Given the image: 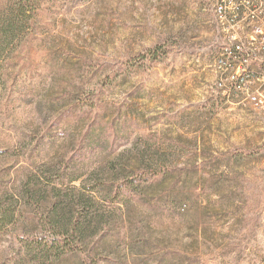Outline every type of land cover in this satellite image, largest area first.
<instances>
[{"label": "rangeland", "instance_id": "obj_1", "mask_svg": "<svg viewBox=\"0 0 264 264\" xmlns=\"http://www.w3.org/2000/svg\"><path fill=\"white\" fill-rule=\"evenodd\" d=\"M216 2L0 0V264H264V114L216 96ZM80 192L105 232L46 254Z\"/></svg>", "mask_w": 264, "mask_h": 264}, {"label": "built area", "instance_id": "obj_2", "mask_svg": "<svg viewBox=\"0 0 264 264\" xmlns=\"http://www.w3.org/2000/svg\"><path fill=\"white\" fill-rule=\"evenodd\" d=\"M214 21L216 96L229 109L264 114V0H217Z\"/></svg>", "mask_w": 264, "mask_h": 264}, {"label": "trees", "instance_id": "obj_3", "mask_svg": "<svg viewBox=\"0 0 264 264\" xmlns=\"http://www.w3.org/2000/svg\"><path fill=\"white\" fill-rule=\"evenodd\" d=\"M86 196V193L80 192L78 195H74L72 199L74 201L68 205L62 204V206H58L55 203L51 205L46 204L45 207H43L45 211L44 222L48 225H53L55 228V232H53L54 234L49 241L52 245L51 247L46 245V247L49 248L43 252L48 255L55 252L75 253L79 248L78 246H81L85 240H91L105 232L107 222L103 218V215L94 214L89 210L92 205L87 207L88 210L82 212L77 209L79 201L86 198ZM92 198L93 196L91 195L88 197V200L92 201ZM36 203V205H41L39 202ZM10 218V213L0 212V227L9 223ZM69 238L70 241L71 238H74L76 244L69 243Z\"/></svg>", "mask_w": 264, "mask_h": 264}]
</instances>
